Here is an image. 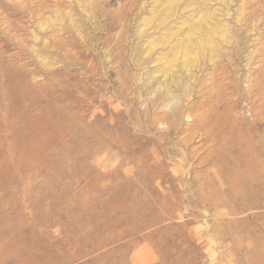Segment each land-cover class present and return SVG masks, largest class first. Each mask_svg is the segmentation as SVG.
<instances>
[{
    "label": "rangeland",
    "instance_id": "rangeland-1",
    "mask_svg": "<svg viewBox=\"0 0 264 264\" xmlns=\"http://www.w3.org/2000/svg\"><path fill=\"white\" fill-rule=\"evenodd\" d=\"M263 91L264 0H0V264H264Z\"/></svg>",
    "mask_w": 264,
    "mask_h": 264
},
{
    "label": "bare ground",
    "instance_id": "bare-ground-1",
    "mask_svg": "<svg viewBox=\"0 0 264 264\" xmlns=\"http://www.w3.org/2000/svg\"><path fill=\"white\" fill-rule=\"evenodd\" d=\"M194 62H195V60H194ZM230 76H231V75H230ZM221 78H222V76H221ZM223 78H224V77H223ZM223 78H222V79H223ZM230 79H231V78H230ZM224 80H225V79H224ZM228 81H229V80H228ZM260 82H261V81H260ZM260 82H259V83H260ZM255 83H256V82H255ZM255 83H254V84H255ZM256 84H257V83H256ZM260 84H261V83H260ZM224 85H225V84H224ZM252 85H253V84H252ZM211 86H213V85H211ZM258 86H259V85H258ZM229 87H230V86H229ZM234 88H235V87H234ZM256 88H257V87H256ZM259 88H261V87H259ZM261 89H262V88H261ZM212 90H213V89H212ZM228 90H229V89H228ZM250 90H251V88H250ZM214 91H215V90H214ZM254 91H255V90H254ZM263 92H264V91H263ZM217 93H219V90H218ZM252 93H253V92H252ZM259 93H260V92H259ZM261 93H262V92H261ZM224 94H225V93H224ZM234 94H235V93H234ZM234 94H233V95H234ZM248 94H249V93H248ZM253 94H254V93H253ZM253 94H252V95H253ZM220 96H221V95H220ZM220 96H219V97H220ZM229 96H230V95H229ZM235 96H236V95H235ZM238 96H239V95H238ZM238 96H237V97H238ZM253 96H254V95H253ZM257 96H258V95H257ZM239 97H240V96H239ZM261 97H262V96H261ZM235 98H236V97H235ZM250 98H251V97H250ZM256 98H257V97H256ZM233 99H234V98H233ZM252 99H253V98H252ZM262 99H264V98H261V100H262ZM238 101H239V100H238ZM251 101H252V100H251ZM258 102H260V101H258ZM258 102H257V103H258ZM262 102H263V101H262ZM219 103H220V104H224L225 102H223V101L220 100ZM231 103H232V102H231ZM205 104H206V103H205ZM227 104H228V103H227ZM258 104H260V103H258ZM258 104H257V105H258ZM230 105H231V104H230ZM252 105H253V103H252ZM259 106H260V105H259ZM261 106H262V105H261ZM249 108H250V107H249ZM257 108H258V107H257ZM231 109H232V108H231ZM258 109H259V108H258ZM263 109H264V108H263ZM228 110H229V109H228ZM251 110H255V109L253 108V109H251ZM256 110H257V109H256ZM257 112L259 113V110H258ZM253 114L255 115L256 113H253ZM260 114H261V113H260ZM260 114H259V115H260ZM261 117H262V116H261ZM255 123H258V120H257ZM233 129H234V127H233ZM229 138H230V137H229ZM248 141H249V140H248ZM246 142H247V141H246ZM249 162H250V161H249Z\"/></svg>",
    "mask_w": 264,
    "mask_h": 264
}]
</instances>
